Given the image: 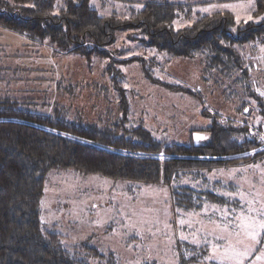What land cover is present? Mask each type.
<instances>
[{"label": "trees", "instance_id": "trees-1", "mask_svg": "<svg viewBox=\"0 0 264 264\" xmlns=\"http://www.w3.org/2000/svg\"><path fill=\"white\" fill-rule=\"evenodd\" d=\"M57 2L14 0L9 4L0 0V27L88 62L110 57L107 47L118 30H135L140 35L135 40L170 58L199 59L206 83L212 77L220 86L232 82L257 103L264 118V98L253 90L243 55L245 46H264V0H253L252 20L242 23L227 11L197 10L208 2L149 0L135 5L130 1L123 16L101 15L90 0H68L59 9ZM178 19L191 24L176 30ZM138 61L152 83L170 92L201 96L192 87L159 81L145 60ZM116 62L111 61L107 72L119 94L120 115L106 125L72 120L66 107L58 104L43 112L29 100L0 97V264H91V260L106 259L99 248L88 243L68 247L57 226L42 222L45 184L54 170L163 185L170 190L173 208L184 213L201 212L208 205L243 208L239 200L222 192H235V187L210 180L208 173L264 161L261 129L255 132L247 124L224 122L220 115L204 110L210 124L194 131L191 143L159 140L143 123L131 119V104ZM245 102L244 111L248 108ZM196 133L204 140L195 142ZM177 252L179 264H201L209 248L179 241Z\"/></svg>", "mask_w": 264, "mask_h": 264}, {"label": "rangeland", "instance_id": "rangeland-1", "mask_svg": "<svg viewBox=\"0 0 264 264\" xmlns=\"http://www.w3.org/2000/svg\"><path fill=\"white\" fill-rule=\"evenodd\" d=\"M67 1L58 0V9ZM130 1L140 5L149 0H90V4L101 15L123 16ZM167 1L208 2L197 10L227 11L238 23L252 20L253 0ZM190 24L178 19L174 28ZM135 37H140L135 30H118L107 47L111 58L88 62L74 53L60 52L47 42L35 44L26 36L0 27V97L29 100L43 112H50L58 104L66 107L72 120L106 125L120 115L119 94L107 72L111 61H117L114 65L122 74L131 119L143 123L159 140L191 143L193 132L210 124L204 110L220 115L224 122L247 124L255 132L260 128L264 136L259 107L243 95L241 88L230 81L220 86L213 77L206 83L199 59L170 58ZM243 55L253 90L264 98V46H245ZM138 60H145L159 81L192 87L201 96L170 92L152 83L145 78ZM245 101L248 108L244 111L241 106ZM208 178L232 184L235 192H222L239 200L243 208L227 210L208 205L201 212L184 213L173 208L170 190L163 185L145 186L54 170L46 180L41 219L49 227L57 226L68 247L88 243L99 248L106 259L91 260V264H109V259L114 264H179V241L208 246L209 253L201 264H264V248L259 249L260 243L251 235L260 231L257 239L261 241L264 230L244 219L264 220V161L214 170Z\"/></svg>", "mask_w": 264, "mask_h": 264}, {"label": "snow or ice", "instance_id": "snow-or-ice-1", "mask_svg": "<svg viewBox=\"0 0 264 264\" xmlns=\"http://www.w3.org/2000/svg\"><path fill=\"white\" fill-rule=\"evenodd\" d=\"M249 19H251V17H249ZM237 20L239 21V18H237ZM262 139H264V137H262ZM246 221H249L251 224L254 225V228L259 229V230H264V220H256L253 217H245L244 218ZM260 231H254V233H252V239L256 242V243H260L261 241L257 239L258 236H260Z\"/></svg>", "mask_w": 264, "mask_h": 264}, {"label": "water", "instance_id": "water-1", "mask_svg": "<svg viewBox=\"0 0 264 264\" xmlns=\"http://www.w3.org/2000/svg\"><path fill=\"white\" fill-rule=\"evenodd\" d=\"M203 139L202 134H195L194 135V141L198 142L199 140Z\"/></svg>", "mask_w": 264, "mask_h": 264}, {"label": "crops", "instance_id": "crops-1", "mask_svg": "<svg viewBox=\"0 0 264 264\" xmlns=\"http://www.w3.org/2000/svg\"><path fill=\"white\" fill-rule=\"evenodd\" d=\"M216 181H219V180H216ZM211 206H214V205H211Z\"/></svg>", "mask_w": 264, "mask_h": 264}]
</instances>
